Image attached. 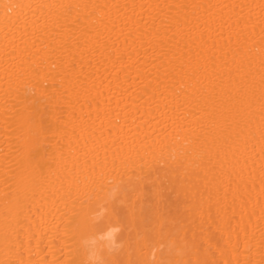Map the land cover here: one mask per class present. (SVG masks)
I'll return each mask as SVG.
<instances>
[{"label":"bare ground","instance_id":"obj_1","mask_svg":"<svg viewBox=\"0 0 264 264\" xmlns=\"http://www.w3.org/2000/svg\"><path fill=\"white\" fill-rule=\"evenodd\" d=\"M0 264H264V0H0Z\"/></svg>","mask_w":264,"mask_h":264}]
</instances>
